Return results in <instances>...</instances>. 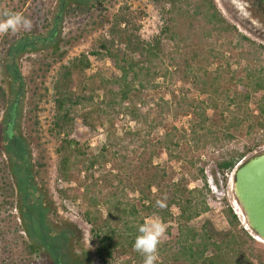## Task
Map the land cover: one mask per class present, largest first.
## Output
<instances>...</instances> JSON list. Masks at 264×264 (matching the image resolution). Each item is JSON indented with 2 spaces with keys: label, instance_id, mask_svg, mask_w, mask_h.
Wrapping results in <instances>:
<instances>
[{
  "label": "trees",
  "instance_id": "obj_1",
  "mask_svg": "<svg viewBox=\"0 0 264 264\" xmlns=\"http://www.w3.org/2000/svg\"><path fill=\"white\" fill-rule=\"evenodd\" d=\"M87 1L91 0H59L53 25L45 36L25 35L10 47L6 66L9 91L0 88V99L5 102V111L0 117V169L4 173L1 179L4 203L10 211L17 210L20 222L14 220L13 226L10 220L7 223L2 219L4 264L15 263L19 254L28 256L33 261L30 264H94L93 258L99 264H116L120 259L130 263L132 259L144 258L133 248L139 234L136 225L139 210L132 200L128 199L127 203L122 200L124 175L120 166L128 161L125 155L128 145L138 141L141 153L148 154L143 167H152V159L162 151L172 165L189 164L195 168L196 174L191 179L202 184L199 189H190L186 178L170 182V196L162 208L151 196L158 177L143 185L140 209L146 215H159L164 223L174 221L158 247V255L164 261L156 264H264V244L240 226L232 210L228 212L229 227L225 231L217 230L208 221L199 228L191 224L208 210L204 193H210L207 178L204 169L196 167L201 153L207 149L218 152L216 168L228 184L236 166L264 147V48L246 38H234L233 30L216 13L211 0H149L170 17L174 16L171 25L163 28L151 42L144 41L139 34L142 13L122 6L110 19L107 35L90 52L59 66L52 87L50 129V134L57 139V172L63 183L77 184L74 200H81L80 216L90 227L94 255L84 248L81 232L73 223L54 222V203L47 199L35 180L36 166L31 150L19 130L24 80L16 60L21 54L48 47L57 57L54 61L61 62L65 52H60L61 40L57 36L62 18L65 14L89 12L90 8L84 4ZM189 7L193 8L191 14ZM226 34L233 37L224 42L225 49L234 51L229 57L210 41L212 35L218 39L217 35ZM160 36L175 42L178 48L181 44L185 79L191 80L199 95L206 99L180 98L171 91L170 100L161 97L154 103L156 109L150 113L155 111L157 116L148 122L149 114L142 113L144 96L158 88L159 79L173 77L164 63ZM89 57L109 60L118 74L88 75ZM243 60L247 61L244 69L230 71L232 65L240 66ZM215 61L219 66L209 71V65ZM260 93L263 97L255 101L252 109L253 98ZM74 109L81 111L87 128L92 131L105 128V142L97 153L84 151L76 141L63 135L74 122ZM209 110L216 118L208 116ZM187 116H190L187 128L172 126L162 138L151 143L150 131L161 125L159 117L177 121ZM121 117L147 124L146 138H140V130L125 131L119 137L116 125ZM126 138H130L128 145ZM108 165L110 171L95 178L96 170ZM37 167L40 172L44 165L37 164ZM115 187L121 190L120 197L110 193V188ZM97 189L106 190L105 197ZM61 196L65 193L61 192ZM172 208L177 210L175 217Z\"/></svg>",
  "mask_w": 264,
  "mask_h": 264
},
{
  "label": "rangeland",
  "instance_id": "obj_2",
  "mask_svg": "<svg viewBox=\"0 0 264 264\" xmlns=\"http://www.w3.org/2000/svg\"><path fill=\"white\" fill-rule=\"evenodd\" d=\"M211 2L216 13L224 20V23L227 26L228 24L231 25L229 18L223 13L222 9L214 6L217 2H215V0H211ZM58 3L59 0H0V14L4 11L19 12L32 22V27L28 30L21 29L15 33L9 31L6 34H0V88L9 91L6 66L8 63L10 47L25 35H30L35 38L38 37V35L45 36L53 25V19L55 18ZM84 4L90 8L89 12L74 15L65 14L62 18L61 30L57 36V38L61 40L59 41L61 43L60 52H65V56L61 62H55L54 60L57 59V57L52 55L51 49L46 47V49L39 50L35 53L21 54L19 58H17L16 64L22 73L24 80V96L21 102L19 130L31 150L32 161L36 166L35 180L38 185L43 188V192L46 194L47 199L54 203L56 209V215L52 216L54 222L60 223L62 220H67L73 223L81 232L84 248L93 256L94 247L90 236V227L80 216L82 206L81 200H74V196L77 195V184L63 183L59 179L57 172L58 158L55 152L57 139L50 134L53 116L52 87L55 82L56 73L59 66L68 63L71 59L83 53L90 52L97 44V41L107 35L110 19L122 6H128L131 11H134V13H142L143 17L138 21L141 25L139 34L141 39L146 42H151L159 36L163 28L171 25L173 15L170 17L169 14L163 12L162 8L153 5L149 0H91ZM74 6L75 5H73V7ZM192 9V7L187 8L190 14ZM234 29H232L234 38L235 36H243L256 46L264 48V41L259 38L254 40L243 32H240L237 27H234ZM220 35H217L220 37L218 39H215L216 37H213L212 35L210 41L216 45L217 49L223 51L226 57H229L234 51L232 52L225 49L224 42L229 38L232 39V34H226L224 36ZM160 38L162 40L161 49L163 52L164 63L173 74V77L167 80L159 79L157 82L158 88L155 91L148 92L144 96L143 101L145 103V108L142 109V113L144 115L149 114V117L147 118L148 122L151 118H156L157 116V112L155 111L150 113L151 109H156L154 108V103L158 102L161 97H163L164 100H170L171 91H174V95L180 98L206 99V97L199 95L191 80L185 79L182 72L185 66L180 58V55L184 52L181 48V44L178 48L175 45V42H171L163 36H160ZM236 52L237 51H235V53ZM187 53L191 55L190 50H187ZM173 58L176 59V61L172 62ZM89 60L90 68L87 71L88 75L100 72L105 76L111 77L118 74L109 60L97 61L93 57H89ZM246 65L247 61L243 60L240 66L232 65L230 71H240L244 69ZM218 66V62H212V64L209 65L208 70L215 71ZM262 95L263 93H260L253 98V102L250 105L252 109L255 107V101L259 100L260 97H263ZM4 111L5 102L0 99V117L4 114ZM81 114L82 113L79 109L73 110L72 117L74 122L63 131V135L76 141L84 151L97 153L105 142V128L92 131L82 122ZM208 116L216 118L214 112L210 110L208 111ZM189 117L190 116L179 118L177 121H174L171 117H159L161 125L150 131L149 139L151 143L162 138L165 131L172 126L187 128ZM135 130H140L141 139L146 138L147 124H144L142 121L136 123L130 121L128 117H121L120 122L116 125V132L119 137L125 131ZM125 141L128 145V143H130V138H126ZM139 143L140 141L128 145L127 153H125L128 161L120 165L123 167L122 175H124L122 193L125 197H123L122 200L124 203H127L128 199L132 200L137 206L139 214L136 220V225L138 227L149 217L155 216L162 220L157 214L146 215L139 206L141 189L152 177L157 176L158 180H156V186L154 185L152 187L151 196L155 202L161 200L163 204L168 201V197L170 196V189L168 188L170 182L186 178L189 181L188 187L190 189H199L202 187V184L199 181H193L191 179L192 175L196 174L195 168H192L189 164H185V167H181L179 164L172 165L168 161L167 155L162 151H159L158 155L152 159V167H143L142 162L148 160V154L143 155L141 153L142 148ZM263 149L264 147L258 151ZM201 154L202 156L199 158L196 167L203 168L207 178V185L210 193L208 194L206 191H204V193L208 210L191 224L194 227L199 228L204 222L208 221L217 230L225 231L229 227L227 224L228 212L229 210H232L237 216L240 226L248 230L249 234L255 239L254 235L248 229L241 210L235 201L232 188V175L229 183L225 184L222 176L217 171L215 163L219 156L218 152L207 149ZM196 155L197 154L194 156L198 158V155ZM143 156L146 157L144 160L142 159ZM3 158L5 157L3 156ZM37 164L44 165V167L40 169V172H37V170H39ZM110 168V165L106 168H98L95 173V178H99L101 175H106L107 172L110 171ZM3 177L4 173L0 169V226H3L2 219H5L7 223H9L10 220V222L14 224L13 226H15L13 221L15 220V222L19 224L20 220L17 218V210L10 211L9 207L4 203L5 194L2 189L3 182L1 180ZM209 179H212V185L216 187V191L210 187L208 182ZM80 180L83 181V176L80 177ZM160 189H162V191ZM99 191L102 192V190L97 189V192ZM109 191L111 194L119 197L122 195L120 192L121 190L116 187L110 188ZM61 192H64L65 196H61ZM101 192L98 194L105 197L107 191L103 190V192ZM171 213L172 216L175 217L177 215V210L172 208ZM168 221L169 222L165 223L166 229L167 227L174 225L173 220ZM5 255L3 254V239L0 237V264L6 262L4 261ZM93 261L94 264H99L96 258H93ZM159 261H164V259L159 257L158 262ZM14 262L15 263L13 264L33 263L28 256H21L20 254ZM116 264H144V258L132 259L130 263L125 262L124 259H120Z\"/></svg>",
  "mask_w": 264,
  "mask_h": 264
},
{
  "label": "water",
  "instance_id": "obj_3",
  "mask_svg": "<svg viewBox=\"0 0 264 264\" xmlns=\"http://www.w3.org/2000/svg\"><path fill=\"white\" fill-rule=\"evenodd\" d=\"M232 188L248 229L264 242V149L236 166Z\"/></svg>",
  "mask_w": 264,
  "mask_h": 264
},
{
  "label": "clouds",
  "instance_id": "obj_4",
  "mask_svg": "<svg viewBox=\"0 0 264 264\" xmlns=\"http://www.w3.org/2000/svg\"><path fill=\"white\" fill-rule=\"evenodd\" d=\"M0 17H2L0 18V34H6L9 31L15 33L32 27L31 20L19 12L4 11ZM156 203L157 206L164 207L161 200H157ZM165 232L166 224L155 216L147 218L138 227L139 234L135 238L133 248L144 257V264H156L159 260L158 247Z\"/></svg>",
  "mask_w": 264,
  "mask_h": 264
},
{
  "label": "flooded vegetation",
  "instance_id": "obj_5",
  "mask_svg": "<svg viewBox=\"0 0 264 264\" xmlns=\"http://www.w3.org/2000/svg\"><path fill=\"white\" fill-rule=\"evenodd\" d=\"M215 2L217 4L214 6L220 7L229 18L231 25L227 24L231 29L237 27L240 32L254 40L259 38L264 41V0H215Z\"/></svg>",
  "mask_w": 264,
  "mask_h": 264
},
{
  "label": "built area",
  "instance_id": "obj_6",
  "mask_svg": "<svg viewBox=\"0 0 264 264\" xmlns=\"http://www.w3.org/2000/svg\"><path fill=\"white\" fill-rule=\"evenodd\" d=\"M208 182H209L210 187H211L213 190L216 191V190H217L216 187L212 185V179H209Z\"/></svg>",
  "mask_w": 264,
  "mask_h": 264
},
{
  "label": "bare ground",
  "instance_id": "obj_7",
  "mask_svg": "<svg viewBox=\"0 0 264 264\" xmlns=\"http://www.w3.org/2000/svg\"><path fill=\"white\" fill-rule=\"evenodd\" d=\"M255 237V239L257 240V241H259V242H261L262 244H264V242L261 240V239H259L258 237H256V236H254Z\"/></svg>",
  "mask_w": 264,
  "mask_h": 264
}]
</instances>
